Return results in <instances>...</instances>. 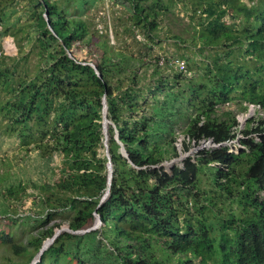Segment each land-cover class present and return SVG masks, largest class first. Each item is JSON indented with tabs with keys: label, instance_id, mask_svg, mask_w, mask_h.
Returning a JSON list of instances; mask_svg holds the SVG:
<instances>
[{
	"label": "trees",
	"instance_id": "obj_1",
	"mask_svg": "<svg viewBox=\"0 0 264 264\" xmlns=\"http://www.w3.org/2000/svg\"><path fill=\"white\" fill-rule=\"evenodd\" d=\"M73 1L85 11L92 0H66ZM126 1L135 27L150 35L160 26V11L168 13L172 6L163 0L148 6L146 0ZM249 1L253 5L191 1L188 9L200 23L192 44L217 51L205 60L203 74L200 69L188 80L164 58L137 60L113 51L87 20L71 16L65 3L27 0L37 67L24 73L17 60L0 61V117L28 155L37 153L41 172L37 180L22 172L0 174L5 216L0 223L46 225L65 212L72 216L70 231H62L37 264H264V120L245 132L258 133L260 141H241L237 154L222 146L201 152L197 161L187 158L182 167L164 165L179 157L181 122L188 152L190 142L222 145L237 138L236 117L231 111L217 116V107L236 100L244 111L246 103L264 110V0ZM15 2L20 0H7ZM1 6L0 22H6V5ZM78 43H93L101 58L88 53L89 61L80 60L73 51ZM104 97L113 124L108 142L114 171L102 203L109 184L108 159L99 151L105 146ZM206 168L211 194L202 186ZM30 197L29 212L19 215L15 203ZM189 199L195 213L188 209ZM97 216L100 228L74 233L93 227ZM61 227L55 223L41 230L29 242L35 253L8 233L0 240L31 264Z\"/></svg>",
	"mask_w": 264,
	"mask_h": 264
},
{
	"label": "rangeland",
	"instance_id": "obj_2",
	"mask_svg": "<svg viewBox=\"0 0 264 264\" xmlns=\"http://www.w3.org/2000/svg\"><path fill=\"white\" fill-rule=\"evenodd\" d=\"M56 1L63 5H68L69 13L71 16H80L90 23L92 33H95L98 39L107 40L109 45L115 52L123 51L129 55H133L137 60L147 59V61L154 59H166V62H172L176 59H183L186 62V68L181 70L174 68L178 73H183L186 79L195 80L196 75L204 72L205 60H211L217 50H199V47L192 44L195 28H199L198 19L192 18L193 12L188 9L191 6L192 0H163L165 3H171V11H160L159 23L160 26L152 35L139 27H135L133 15V7L126 0H92L85 11L78 9V4L67 3L66 0H51ZM250 5L249 0H245ZM255 3L258 0H254ZM153 0L144 1L145 5H150ZM1 4L6 5L4 11L6 13V22H0V61L5 62L6 65H11L15 60L18 65L23 68V72L30 71L33 73L36 70L38 57L36 56L35 48L29 42L28 32L32 36L36 35L31 28L33 21L29 12V4L27 0H20L12 4H7V0H0ZM187 5V6H185ZM11 23V24H10ZM32 31V32H31ZM153 36V37H152ZM175 36H180L185 42L180 43L175 39ZM55 51L56 46H54ZM74 54L80 60H90L88 53L92 54L95 60H99L102 55V50L97 48L93 43L90 46L83 44H75L73 47ZM34 52V53H33ZM169 59V60H168ZM171 64V63H170ZM167 68V66H164ZM21 70V69H20ZM171 69L172 72H177ZM145 71V70H144ZM182 71V72H181ZM169 73V72H168ZM183 76V77H184ZM147 81H143L145 83ZM150 99V97H149ZM248 107L246 111L239 107V102L234 100L229 105H221L217 107L216 115L222 117L223 113L231 111L233 116L236 117L238 125L233 129L237 138L233 141L217 145L212 140L205 139L199 144L187 141L190 144V150L184 152L183 141H186V134L181 133L184 129V122L179 124L177 129L179 141V157L170 158L164 163L167 170L173 165L183 166L184 160L193 158L194 161L199 160L200 153L205 150L216 149L222 146L229 147L231 152L238 153L242 147L241 141H254L259 142L258 133L254 132L249 136H245L248 127L258 126L260 121L264 120V111L257 106L244 104ZM252 120V121H251ZM5 122L0 117V174L22 172L33 180L40 178V163L36 152H31L30 155L26 153L20 146L19 140L16 137H10L5 128ZM113 126L112 123L108 125ZM109 141V133H108ZM109 145V142H108ZM107 149L105 146L100 148V157L106 158ZM59 162V159L57 160ZM173 163V164H172ZM210 170L206 168L201 175L203 181V189L209 194L212 191V181L210 180ZM31 192V190H30ZM205 196V195H204ZM4 196L0 193V208ZM33 198L30 197L24 203H15L19 206V215L24 216L29 212ZM188 201V209L190 212L195 213V202L192 201L193 207ZM235 208V206H233ZM224 213V212H223ZM225 214V213H224ZM1 215V214H0ZM18 217V216H16ZM69 212H65L57 216L54 220L46 223V225L39 224H9L7 222L0 223V236L2 232L8 233L14 241L23 246H29V242L39 235V232L47 227L54 226L55 223L61 224L58 230L69 231V221L72 219ZM5 216L1 215L0 219L4 220ZM97 221V219H96ZM97 222L94 223L96 225ZM93 225V227H94ZM101 227V226H100ZM99 227V228H100ZM92 228V227H91ZM36 247L29 246V251L35 253ZM10 261L25 264L27 258L16 255L12 248L1 242L0 240V264H8ZM40 262L36 256L31 264Z\"/></svg>",
	"mask_w": 264,
	"mask_h": 264
},
{
	"label": "water",
	"instance_id": "obj_3",
	"mask_svg": "<svg viewBox=\"0 0 264 264\" xmlns=\"http://www.w3.org/2000/svg\"><path fill=\"white\" fill-rule=\"evenodd\" d=\"M45 17H46V19H47V21H48V25L49 26H51V22H50V20H49V12L48 11H46V14H45ZM98 73V72H97ZM99 74V73H98ZM99 76L100 77H102L100 74H99ZM107 109H108V105H107V100H106V97H104V114H103V133H104V135H105V141H104V143H105V145H106V149H107V159H108V163H107V166H108V170H109V184H108V189H107V193L105 194V196L103 197V200H102V203L104 202V200L109 196V194H110V189H111V180H112V177H113V163H112V161H111V155H110V152H109V145H108V127L107 126H105V120L106 121H109V120H107V117H106V115H105V112L107 111ZM109 123H111L110 121H109ZM116 139H117V141H118V143L121 145V152H122V154L125 156V157H127L128 158V153H127V151H126V149L124 148V146H123V144L121 143V141L119 140V135H118V132H117V134H116ZM173 164V163H172ZM97 224L96 225H94V227H92V228H90V229H88V230H86V231H80V232H74V233H86V232H88V231H92V230H96V229H98L101 225H102V221H101V217L100 216H97ZM62 231H64V230H58L55 234H54V236L52 237V238H50V239H47L45 242H44V244H43V246H42V248H41V250L39 251V253H38V257H39V259L41 260V257H42V255L44 254V252L54 243V241L56 240V238L60 235V233L62 232ZM69 231H70V228H69ZM47 242V243H46Z\"/></svg>",
	"mask_w": 264,
	"mask_h": 264
},
{
	"label": "built area",
	"instance_id": "obj_4",
	"mask_svg": "<svg viewBox=\"0 0 264 264\" xmlns=\"http://www.w3.org/2000/svg\"><path fill=\"white\" fill-rule=\"evenodd\" d=\"M164 63V60L161 61V64ZM172 65H174L176 68H179L181 70L186 68V62L184 60L176 59L171 62Z\"/></svg>",
	"mask_w": 264,
	"mask_h": 264
},
{
	"label": "bare ground",
	"instance_id": "obj_5",
	"mask_svg": "<svg viewBox=\"0 0 264 264\" xmlns=\"http://www.w3.org/2000/svg\"><path fill=\"white\" fill-rule=\"evenodd\" d=\"M105 115H106V117H107V111L105 112ZM107 120H108V118H107ZM105 126H107L108 127V125H109V121H106L105 120ZM105 141V140H104ZM105 144V143H104ZM105 149H106V145H105ZM105 153H107V150H106V152ZM47 243V242H46Z\"/></svg>",
	"mask_w": 264,
	"mask_h": 264
},
{
	"label": "clouds",
	"instance_id": "obj_6",
	"mask_svg": "<svg viewBox=\"0 0 264 264\" xmlns=\"http://www.w3.org/2000/svg\"><path fill=\"white\" fill-rule=\"evenodd\" d=\"M249 105V104H248ZM250 105H253V104H250ZM254 106H256V105H254ZM257 107H259V106H257ZM260 108V107H259ZM247 109H248V107H247ZM261 109V108H260ZM264 111V110H263ZM219 146V145H218ZM242 148V147H241Z\"/></svg>",
	"mask_w": 264,
	"mask_h": 264
}]
</instances>
